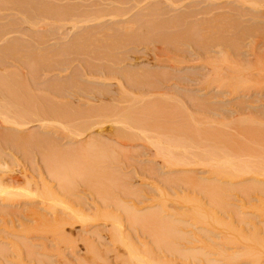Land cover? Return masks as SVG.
I'll list each match as a JSON object with an SVG mask.
<instances>
[{
	"label": "rangeland",
	"instance_id": "1",
	"mask_svg": "<svg viewBox=\"0 0 264 264\" xmlns=\"http://www.w3.org/2000/svg\"><path fill=\"white\" fill-rule=\"evenodd\" d=\"M235 1L237 0H139V2L138 0L137 1L135 0L134 3V0H117L114 1L116 3L114 2L112 3V5L114 4L112 8H117L118 12L116 14H109L110 15L109 16L108 12L110 13L109 9L111 8L112 5L111 6L106 5L108 1L105 0H85V1L63 0V2L61 1L62 3L60 1L57 2V0H53L54 4H58V5L63 4L64 6L69 4L66 7L70 6L68 7L70 9H74L75 6L78 5L77 7L79 8L76 7L75 9L86 13L85 16L81 17V21L83 20L89 21L90 19L91 20L90 23L87 22V24L85 23V24L77 25L78 27L73 30L71 29L72 24L70 25L71 22L70 23L68 22L67 24L66 21L60 23V24H64L65 26L59 25L60 27L62 26L60 29L58 26H56L55 29H53L54 27H52L51 31L49 30L48 26L45 27V29L44 27H40V26L39 27L35 26L33 28H30L29 26H26L24 24L21 25L19 24V28L18 26H16L18 29H20L19 31L16 28L19 31V33L18 32L16 33L17 34L16 37H18V40L20 37L22 41L26 38L27 40L26 43L29 40L28 48L25 49L24 52L27 55L29 54L28 56L32 55L31 58L40 55L43 58L45 57L47 58L49 56V60L50 61L53 60L51 62L54 64V67L57 70L53 69L51 70V72L49 71L46 72L45 70H42L39 66H37L36 63L25 62V63H20L19 66L15 65L16 67L14 66V64H12L11 66L9 65L10 66L9 68H7L8 66L1 67L0 69V71L2 70V72L0 73L1 77L5 76L7 78L10 77L11 73L13 75L15 74V76L18 77L17 79L16 77H14L13 79L12 74L11 77L12 80L15 81V84L14 83L13 84L16 85V88L14 87V85H12L13 81L11 80V78H10L11 82H9L11 85L9 83L7 84L9 86H12V88L15 89L16 93H18L19 95L20 93L24 94L29 86L31 88H29V90L26 91V94L28 93L30 95V93L34 91L33 93H31L34 95H30V96L33 97V99L35 97L37 98L36 100L34 99L36 106L40 107L46 104L44 107L52 106V108L58 107V109L60 108V110L65 109V112L67 111L66 114L68 113L67 115L69 116V118L66 117V119L62 121L56 120L55 124L53 123L54 127H50V126L46 127V129L49 128L46 131H48V134L51 136L50 138H52V140L54 138L53 140L54 143L50 142L51 144H54L53 147H50V143H45V146L44 145L42 146V144H40V146L36 145L39 148L37 149L35 144H28L31 146V147L29 146L28 149H27L28 146L26 145L27 146V147L25 146L26 148L25 147L23 149L18 148V151L17 148H13L12 149L13 151L10 150L9 152V150L6 149L5 146H3V144L0 142V177H2V179L5 180V182H9L8 180L11 177L12 178L15 177L16 179H18L15 183L18 182L17 183L18 187L23 188V186L26 185V181H27L26 179L38 180L39 172H44V170H46L45 162H48L49 165V161H47V159L49 160L48 157L51 156L50 158H51L52 166H54V168L56 167L59 173L58 175L60 174L64 175L66 171L68 175L67 177L68 178L69 176L71 177L68 180L72 182L71 187L74 186L72 188L73 191L71 190L72 194L70 193L69 195L72 199L69 196H68L69 198H66L65 196L61 197V199L63 198L64 201L67 200V202L68 201L71 202L73 207H75L74 209L77 210L81 208L84 209L86 208L85 211L84 209L81 210L83 211L84 214L86 213L87 215L91 216L93 214L92 213L93 210L92 211L90 210L92 209L90 205H92L93 200L97 201L96 191L100 193L103 190V188H104L103 191L106 192L105 196L107 197L111 196L116 198L118 197V199L124 200L126 203H128V205H130L131 203L130 200H132L130 196L131 197L133 196V198L136 197L137 200H143L144 197H148V198L157 197V201L153 202L151 205L139 206V208L143 210H142V214H140L141 213L140 212L138 215H144V214L149 215L155 212L156 210H159L158 207L162 209L163 208L162 206L164 205L165 209L163 210H166V214L172 215L171 217L172 220H177V221L182 220V222H185L186 225L185 224L181 225L184 227V229L183 227L176 225L177 228H180L184 232V237H183L184 240L180 239V241L178 240L176 242L178 249L182 252L181 256L184 255L188 256L196 252L199 248H201L200 247L201 245H199L195 241L199 239L198 237L200 235L204 237L201 239L205 240L204 242L208 246H212L213 248H215V250L221 249V245H220L221 240L219 238V233L217 229L216 228L212 229V227L207 226L208 228H210L208 229L205 226L204 229H206V231L208 230L211 233L210 234L207 231L208 232L206 234L207 236H205V234L203 235V233H205L206 231L198 232V230H196L195 227L198 228L199 225H195V221H191L190 216H188V214L190 215L191 213V209H190L191 205L192 207H194L193 206L194 202H192L193 204H189V202L191 203V201L199 202L203 209L205 208L210 211L215 210V208L210 205L211 200L209 199L210 197L208 198L210 194L207 193L210 192V190H208V187H210L211 184L215 182L214 181L211 182L212 177L210 175H209L210 177H208L207 171L209 169H207L206 166H208L209 168L210 164L208 165V162H203V160L206 159L205 158L206 156L210 160V155H214L215 159L218 157L221 158V159L218 158L217 160H223V159L231 160L233 157L237 155L238 159L240 158L239 162L246 161L244 159H247V161H249L248 159H251L252 161L251 157L254 156L255 158L257 157V154L258 156L261 155L259 154L260 152L258 153V151H261V153H263L264 156V151L260 150L262 149L260 147H264V83L262 85L263 81L262 82L258 81L260 82L258 84L253 82L254 79L260 80L258 73H256V71L254 72V69L256 68V66L260 61H264V34L261 33V32L264 33L263 31L264 6H261V8L254 10L250 5L249 6L242 5L238 1L237 2ZM106 9H108L109 11ZM15 17H16V12L14 10L12 11V9L2 11L0 13V24H6V22L7 23L10 22V20L13 21V18L14 20H16ZM47 28L49 31L47 30ZM257 34H259L260 36L263 35L262 36L263 38L262 37L257 38V36H259ZM15 35H13L12 37H14ZM124 36H126V38ZM129 36H131V38H135V40L133 41L131 40L132 42L130 41L131 43L128 41L130 38ZM34 37H36L39 40H37ZM190 37L192 39H190ZM29 38L33 39V42L30 41ZM124 38L125 40L128 38L127 39L128 43L124 41ZM86 39L88 41H86ZM206 39L208 40V42ZM122 41H124L123 44L121 43ZM198 42H201V44ZM22 43H25V40ZM34 43H36L39 48H37L36 44ZM1 44L2 43H0V45ZM29 45L32 46L29 47ZM42 45L44 46L42 47ZM202 45L205 46L202 47ZM29 48H31L32 51L33 49L36 50L35 51L36 53L33 52L31 54L32 51L29 50ZM75 48L77 51L69 53L70 55L68 56L66 54L65 56H63L65 51ZM231 48H233V50ZM52 52L53 53L56 52V54L60 52L61 57H59V54L56 55L57 57L56 56L52 57L51 56L53 55ZM223 60L227 61V63H229L230 65L228 64V66L224 67L226 62H224ZM7 61L9 62L10 59L9 60L7 59ZM221 61H223L224 63L223 66L221 65L223 64ZM220 62L221 64L219 65L223 69L221 71L222 72L221 74H223L224 76L223 77L221 75L222 78H224L222 83H220L221 82L220 80H217L216 76L212 71L214 68L213 67L214 63L215 65H217L216 63H220ZM15 64L18 65L17 62ZM31 64L32 66H30L31 67L30 68L29 65ZM86 64H88V67L84 66ZM33 67H35L36 70L35 68L33 69ZM90 67L92 68L93 71L94 70L100 71L99 68L101 67H108L111 68L110 70L113 71L107 73L109 75H107L106 73L104 75L101 74L98 75L97 74L98 71H95V73L97 74L96 76L95 73L90 74V72H87L88 68ZM4 68L6 70H4ZM22 68H24V70ZM37 69H39V71H37ZM248 70L249 72L251 71L252 73L250 72L246 74ZM5 71H9V75L8 73L4 74ZM85 71L87 74L85 73ZM237 71L240 72L243 71L241 72L242 74L245 72L243 74L242 79L237 78L239 77L237 76V74H235L237 73ZM43 72L45 75L43 74ZM139 72L141 73V75L139 74ZM123 73H128V74L136 73L137 75H139L138 78H140L141 80L140 82L139 79L138 82L129 81L127 82L126 85V82L122 77ZM257 75L258 78L256 77ZM161 76H163V79ZM1 77L0 79L2 80ZM5 77L2 81L0 80L3 83L0 84L1 85L0 90L2 89V87L6 85V82L4 81L9 80V78L5 79ZM231 77L232 78L234 77L235 80L238 79L237 82L228 81L229 84L225 82V78L227 81V79H231ZM142 79L143 82L145 81L144 83L142 82L143 85L141 83ZM18 81L21 82V83L19 82L20 86L26 83L28 84L27 88L26 85L22 86V88L23 87L26 88L25 90L23 89V92H22V88L18 86L19 84L18 85L16 84V82ZM67 81L68 82L72 81L74 83L76 82L75 84L77 86H73L74 83L71 84L70 88H67L65 90L67 91L65 93L66 95L60 92L62 94V97H60L61 95L59 96L60 93L58 95L56 93L57 96L55 97L53 96L54 94L49 95L48 94L49 92L47 91L48 92L47 93L45 91V88L44 90L40 89L46 87V84L49 85V82L50 84L56 82L68 83ZM153 81L155 82V84L153 83ZM248 81L249 82L251 81L250 83H254V84L251 85ZM133 82L136 84H133ZM132 84L135 86L129 88L130 85L132 86ZM6 87L8 86L6 85ZM74 87L76 89L79 88L78 93L75 92ZM5 90L7 91V88ZM3 91L4 90H1L0 92H2L5 95L6 91L5 92ZM65 91L63 90V92ZM57 92H59V90ZM95 93H97V96ZM3 94L0 93V100H1L0 103H2V101L5 100L2 103V105L8 104L9 105V106L7 105L8 108H10L11 106V109L13 105L14 108L16 103L15 102L14 104L11 103L10 96H7L9 94L6 93L7 97H4ZM26 94L23 96L22 98L23 100L25 99L24 98L25 96L26 97L28 96ZM45 94L48 97L46 96V98H44ZM36 95L42 96L43 100L41 99V97L40 99H38ZM1 97L6 99H1ZM47 101L48 103L50 102L49 103L50 106L47 104ZM53 101L55 102L53 103ZM58 102L60 104H57ZM18 103L20 102H17V106H19ZM28 103L24 102L23 104L25 105ZM54 104L56 107L54 106ZM115 105L124 108L123 111L127 115L126 114L123 115H126L128 117L129 120V121L127 120L128 123L132 124L134 127L138 129L146 130L147 133L149 134V137L158 138L157 136L158 134L159 135L158 139H161L163 143H168L172 147L175 146L174 144L178 145L180 149L174 153L176 154L177 152H181L182 157L184 154V158L188 160L184 161L183 163L186 164V162L189 161L190 164L188 165L189 167H187L188 164L187 163L185 166H183L184 164L182 166L180 165L181 167L178 165L176 166V168H172V169L166 168V165L165 163L162 162L161 158L157 157L154 151L155 149L151 146L150 142L145 141L144 138H138V139L136 138L137 139V140L135 139L136 142H134L135 140L132 141V143L129 142V144H127V146L129 147L127 150L130 151H128L129 153L127 154L125 153V155H123L122 157V153H120L122 152L121 151L122 149H120L119 144H116L117 142L115 143L114 141L115 129L116 127H120L121 125L119 126L112 123H106L101 127L89 128L87 122L89 120L87 119L86 121L85 119L87 118L90 109L94 107L115 106ZM81 115L84 120L81 118ZM30 118L31 117L26 119L27 125H25L24 128H19V131L21 132L20 134L21 135L25 134L23 136L34 135L37 132L38 134L42 133L43 128H41L40 125L38 126V124L40 123L34 122L36 121L34 118L33 121H31ZM70 118L73 120H71ZM52 122L53 121H50L49 124L50 123L52 124ZM53 124L51 126H53ZM80 125H84V126H81L82 128H80L79 127ZM10 127L11 128H8L9 129L8 131L4 129L2 130V128L0 127V133H3L4 131L5 133L7 132L15 133V127L14 126H10ZM61 127L64 128L65 130H67V128H69L70 130L68 129L65 133V130L59 129ZM83 127H85L86 131L81 130L83 129ZM74 128H78L81 131L77 129L75 130ZM57 129H59V131H57ZM76 131H79L80 133L79 132L77 133ZM73 133L74 134L77 133L78 136L74 135ZM170 135L172 136L174 135L175 137L174 136L172 137ZM197 135H199V137ZM64 137L65 138L67 137L68 139H65ZM70 138L72 140H70ZM169 139L172 140L170 141ZM174 139H176L177 141L176 140L174 141ZM56 141L58 142L57 145H56ZM92 141L94 144H96L95 147L99 146L98 147L99 149H97V147H96L97 150L95 149ZM99 141L104 144L105 148L103 146L101 147V143ZM84 143L87 144L91 143V144H88L89 146H87V144ZM221 143L223 144L221 145ZM58 144L60 146H58ZM225 144H227L226 147ZM90 145H92L93 147H91ZM41 146H42V150H45L43 153H41L42 150H40ZM48 147L49 149L51 148V151H53L52 153L49 149H46ZM88 147L90 148L88 149ZM188 147L189 149L187 150L189 152L185 149ZM232 147L234 150L232 149ZM174 148L172 151H175ZM235 148L236 149L239 148L238 151H235L236 150ZM230 149L231 151H229ZM241 149H243L244 151L242 150L243 152H241ZM46 150H47V154L45 153ZM222 150H224L225 154L226 153L227 154L224 155L223 154L224 151ZM202 151L204 152V154ZM233 151H235L236 154H232L235 153ZM245 151L247 152L244 153ZM110 152L111 153L114 152L116 156H114V154L112 153L113 155L112 156L110 155L111 156L110 157L109 156ZM189 153L196 156L193 157ZM228 153L231 155H229ZM43 154L44 156L47 155V157L46 156L44 157ZM197 154L199 155L197 156ZM207 154L210 155L208 156ZM242 154L244 156L245 155L247 156V154L249 155L248 157L246 156L244 157ZM42 156L45 159V162L43 161ZM226 156L228 158L231 156L230 157L231 159H228ZM195 157L199 158L200 161L202 160V162L200 163V161L197 160V158ZM237 157H235V161L237 160L236 159ZM108 158H110V160H108ZM111 158L114 159L112 160ZM184 158L183 160H185ZM208 159L204 161H209ZM125 160L127 161L126 162L127 164L125 163ZM191 162H193L194 164H192ZM236 162H238V160ZM203 163L205 164L207 163V165L202 166ZM57 164H59V166ZM197 165L198 166L201 165V167H197ZM63 175L60 176L62 177ZM64 177L67 178L66 174ZM92 177H95L96 179L95 178L93 179ZM186 177L190 179L187 181ZM92 179L93 181H91ZM194 179L196 180L194 181ZM191 180H193L194 186L196 185L195 187L191 184H188L189 181L191 182ZM208 180L210 182H208ZM206 182L208 185L206 184ZM15 183L14 186H17ZM97 184L99 186L98 188L100 189H97ZM53 185L56 186L55 181L53 182ZM215 185L218 184L215 183L214 186ZM93 186L96 189L93 188ZM189 186L191 188L193 187V189L191 190ZM223 186L225 188V184H222V187ZM89 187L92 188L90 189ZM219 187H221V185ZM195 188L196 190L194 191ZM237 188H234L235 190L231 191L232 189L229 188L230 190H228L226 185L225 188L226 190L224 189V194L226 195V199H228L225 200L226 201L225 203L228 206V207L226 206L228 213L226 212L225 215L222 214L220 215V213L217 212V209L215 210V212H217L220 218L224 216L223 219L226 218L225 220H227V215L229 216L230 213L231 215L233 213L235 215L241 214V217L245 216L243 218L237 216L238 218H240V220L243 219L242 222H244L240 224L238 228L243 227L244 230L249 229L253 225L254 226L257 225L260 228L261 227L264 228V218L260 217L256 212L257 211L256 208L259 207L258 196H256V193L255 194H253V192L250 193L249 199H247L242 205L239 203L241 202L240 201L241 198H240V194L238 193L239 189L236 192ZM160 191H162V194H160L161 196L158 194ZM40 193L42 195L43 192ZM102 193L104 195V192H101V194ZM89 194L91 196H89ZM38 195L39 193L37 194L36 197L31 199L26 197H24L25 199L24 198L19 199L20 203L22 205H24L23 203L29 204L31 200L32 202L34 201V203H39L41 199L40 197H38ZM63 195L65 194H62V196ZM164 198L166 201H164ZM161 200L166 204L163 203L160 205ZM183 200H185V202ZM248 200L250 201L247 202ZM153 204L156 205V208L154 207L155 205L153 206ZM240 205H242V208L245 207L246 209L240 208L241 207ZM149 206H151L152 208H148ZM26 208L28 207L27 206L23 207V209ZM55 208L57 209L58 212H60L62 209L60 205H56ZM65 213L68 214L70 213V211L66 210ZM183 213L184 214L186 213L185 216L180 217V215L181 214L183 215ZM25 216L26 214H24V212H20L15 215H8V216L0 215V246L7 249L6 251L9 250L8 253H10V254L7 253L3 254V252H0V264H84L83 257H85V253H86L85 241L87 240H88L87 242L93 241L94 245L97 244V246H99L101 250L102 247L100 246V244L103 245L108 237L107 230H109L108 228L109 223L104 222L102 220L93 221L88 219L85 220L83 218L82 219L80 218L78 220L77 217H75L74 219L68 221L69 224L63 226L62 231H56L55 228H50V229L48 228L47 230V228L44 229L42 226H41L42 228L41 227L35 228L36 226L33 224L34 222L32 217L31 216L25 217ZM47 216L51 217L49 215ZM122 216H124V214ZM2 221L5 222V225ZM12 224L14 226L13 230L15 232L16 237L12 238L11 241L14 243H18L19 241H22L23 244L25 243V245L28 246V248L33 253L32 258H27L28 255H26L25 251L24 252L20 251L21 256H18L16 252L14 254V250L11 245L4 244V243H8L10 239L6 240L2 236L3 235L2 231L5 229L7 231L10 230ZM125 224L127 226V223ZM179 224L182 223L179 222ZM244 224H246V228ZM188 225L189 227H187ZM132 228L135 229L134 227ZM58 233H61V236L60 234L57 235ZM92 233L96 236H94ZM134 233L131 232V235L133 237V240L136 242L138 236L136 237L137 234ZM262 235L264 237L263 231L260 236ZM195 236L198 237L194 238ZM192 240L195 241V245L194 242H192ZM190 241L193 244H191ZM149 244L151 245V243ZM151 247L154 248L153 246ZM224 248L228 249L232 247L227 246ZM112 249L113 247H108V250L111 251L107 255L108 259H110V263L114 261L113 258L115 257V254H113L114 250ZM202 249L204 248H201V250ZM207 250L205 249L201 253H204L206 255L209 261L208 263L207 262L205 263L200 256H196L197 258L195 260H193L192 258L188 260L187 259L183 260L178 258V260L176 259V264H189V263L190 264H203V263L226 264L219 257L215 255L216 254L215 252L217 250L216 251L212 249H211L212 251L210 249H209L210 251ZM11 253L14 255H12ZM226 253H233V250L230 249L226 250ZM193 255H195V253ZM243 259L240 261L237 260V262L235 263L227 262V264H249V262L245 261L246 260L245 258ZM116 264H121V262L116 261Z\"/></svg>",
	"mask_w": 264,
	"mask_h": 264
},
{
	"label": "bare ground",
	"instance_id": "2",
	"mask_svg": "<svg viewBox=\"0 0 264 264\" xmlns=\"http://www.w3.org/2000/svg\"><path fill=\"white\" fill-rule=\"evenodd\" d=\"M63 2V0H57V2ZM67 1V0H66ZM69 1V0H68ZM85 1V0H84ZM105 1H108V3L106 5L108 6H111L112 3L114 1H117V0H105ZM137 1V0H136ZM240 4L242 5H250L252 7V9H258V8H261V6H264V0H237ZM235 1V2H237ZM61 2V3H62ZM83 2V1H82ZM131 2V1H130ZM139 2V0H138ZM145 2V1H144ZM69 3V2H68ZM72 3V2H71ZM84 3V2H83ZM116 3V2H114ZM134 3H135V0H134ZM60 4V3H59ZM95 4V3H94ZM93 4V5H94ZM104 4V3H103ZM69 5V4H67ZM66 5V6H67ZM71 5V4H70ZM85 5V4H84ZM114 5V4H113ZM113 5L111 6V8L109 9L110 10V13L108 12V15L109 14H116L118 12L117 8H112ZM10 6V7H9ZM64 6L63 4L61 5H58V4H54L53 3V0H0V13L2 11H6V10H11L12 11L14 10L16 12V17L14 20L13 18V21L10 20V22H6V24H0V43H2L0 45V69L1 67H4V66H8L7 68H9L12 64H14V66H19L20 63H25V62H33V63H36L37 66H39L42 70H45L46 72L49 71L51 72V70L53 69H56L54 67V64L51 62L53 60H49V56L46 58H43L40 56H34L31 58V54L33 52H35L36 50L33 49L32 51V47L29 48V50H31V56H28L24 51L25 49L28 48V42L26 43V38L24 39L25 40V43H22L24 42V40L22 41L21 37L19 38L18 40V37L17 36V32L19 33L20 29L19 28V24H24L26 26H29L30 28H33L35 26L37 27H49V30L51 31L52 27H54L53 29H55L56 26L59 27V29L64 25V24H60L62 22H66L68 24V22L70 23V25L72 26L71 29H75L77 28L78 26L77 25H80V24H87V22L90 23V19L89 21L87 20H83L85 18H83L81 21V17L82 16H85L86 13L83 12V11H78L77 9H75L77 6H75L74 9H70L68 7ZM73 6V5H72ZM96 6V5H95ZM94 6V7H95ZM105 7V6H104ZM116 7V6H115ZM119 7V6H118ZM79 8V7H77ZM87 8V7H86ZM93 8V7H92ZM121 8V7H120ZM137 8V6H136ZM83 9V8H81ZM119 9V8H118ZM229 9V8H228ZM264 9V8H263ZM90 10V9H89ZM101 10V9H100ZM104 10V9H103ZM108 10V9H106ZM108 10V11H109ZM127 10V9H126ZM94 11V10H93ZM102 11V10H101ZM96 12V11H95ZM104 12V11H103ZM129 12V10H128ZM210 12V11H209ZM242 12V11H241ZM122 13V12H120ZM119 13V14H120ZM97 14V13H96ZM239 14V13H238ZM15 15V14H14ZM94 15V14H93ZM105 15V14H104ZM118 15V14H117ZM88 16V15H87ZM110 16V15H109ZM198 16V15H197ZM212 16V15H211ZM6 17V16H5ZM10 17V16H9ZM80 17V18H79ZM123 17V16H122ZM125 17V16H124ZM214 17V16H213ZM246 17V16H245ZM80 20H78V19ZM105 18V17H104ZM107 18V17H106ZM111 19V18H110ZM213 19V18H212ZM69 20V21H68ZM238 20V19H237ZM16 21V22H15ZM96 21V20H95ZM232 21V20H231ZM3 22V21H2ZM214 22V21H213ZM10 23V24H9ZM135 23V22H134ZM229 23V22H228ZM235 23V22H234ZM113 24V23H112ZM59 25H62L61 27ZM18 26V28L16 27ZM23 26V25H22ZM65 26V25H64ZM67 26V25H66ZM70 26V27H71ZM131 26V25H130ZM259 26V25H258ZM25 27V26H24ZM57 27V28H58ZM124 27V26H123ZM202 27V26H201ZM19 30H17V29ZM56 28V29H57ZM122 28V27H121ZM132 28V27H131ZM165 28V27H164ZM199 28V27H198ZM24 29V28H23ZM58 29V30H59ZM113 29V28H112ZM134 29V28H133ZM260 29V28H259ZM258 29V30H259ZM264 29V28H263ZM31 30V29H30ZM48 30V28H47ZM48 30V31H49ZM62 30V29H61ZM207 30V29H206ZM108 31V30H107ZM117 31V30H115ZM123 31V30H122ZM264 31V30H263ZM56 32V31H55ZM84 32V31H83ZM218 32V31H217ZM47 33V32H46ZM57 33V32H56ZM59 33V32H58ZM186 33V32H185ZM262 34H264L263 32H261ZM16 34V35H15ZM54 34V33H53ZM124 34V33H123ZM126 34V33H125ZM246 34V33H245ZM13 35H15L14 37H12ZM207 35V34H206ZM218 35V33H217ZM239 35V34H238ZM247 35V34H246ZM259 35V34H257ZM33 36V35H32ZM48 36V35H47ZM54 36V35H53ZM52 36V37H53ZM87 36V35H86ZM133 36V35H132ZM214 36V35H213ZM253 36V35H252ZM263 36V35H262ZM262 36H257V38H261ZM41 37V36H40ZM39 37V38H40ZM46 37V36H45ZM126 38V36H124ZM129 42L132 40H135V38H131V36H129ZM194 37V36H192ZM201 37V36H200ZM206 37V36H204ZM217 37V36H216ZM23 38V37H22ZM36 38V37H34ZM51 38V37H50ZM124 38V41L126 43H128L127 39L125 40ZM144 38V37H143ZM184 38V37H183ZM187 38V37H186ZM198 38V37H197ZM263 38V37H262ZM28 39V38H27ZM30 39V38H29ZM37 39V38H36ZM41 39V38H40ZM88 39V38H87ZM86 39V41H88ZM168 39V38H167ZM189 39V38H188ZM190 39H192L190 37ZM194 39V38H193ZM208 39V38H207ZM206 39V40H207ZM35 40V39H34ZM39 40V39H37ZM54 40V39H53ZM91 40V38H90ZM160 40V39H159ZM197 40V39H196ZM22 41V42H21ZM30 41L33 42V39H30ZM36 41V40H35ZM96 41V40H95ZM124 41H122L121 43L123 44ZM131 41V42H132ZM215 41V40H214ZM228 41V40H227ZM106 42V41H105ZM130 42V43H131ZM139 42V41H138ZM193 42V41H192ZM208 42V40H207ZM210 42V41H209ZM258 42V41H257ZM43 43V42H42ZM73 43V42H72ZM84 43V42H83ZM196 43V42H195ZM201 44V42H198ZM203 43V41H202ZM31 44V43H30ZM36 44V43H34ZM71 44V42H70ZM80 44V43H78ZM93 44H94V41H93ZM205 44V43H204ZM208 44V43H206ZM211 44V43H210ZM40 45V44H39ZM46 45V44H45ZM104 45V44H103ZM108 45V44H107ZM129 45V44H128ZM193 45V44H192ZM254 45V44H253ZM32 46V45H29V47ZM37 46V44H36ZM44 45H42L43 47ZM73 46V45H72ZM125 46V45H124ZM200 46V45H199ZM205 46V45H204ZM202 45V47H204ZM82 47V46H81ZM196 47V46H195ZM229 47V46H228ZM234 47V46H233ZM37 48H39L37 46ZM72 48V47H71ZM74 48V47H73ZM198 48V47H197ZM47 49V48H45ZM58 49V48H57ZM60 49V48H59ZM90 49V48H89ZM104 49V48H103ZM233 50V48H231ZM102 50V49H101ZM231 50V51H232ZM65 51V50H64ZM62 51V52H64ZM74 51H77L76 48L75 49H69L67 51H65L64 55L65 54L68 56L70 55L69 53L71 52H74ZM80 51V50H79ZM28 52V50H27ZM58 52V51H57ZM227 52V51H226ZM30 53V52H29ZM36 53V52H35ZM34 53V54H35ZM53 53V52H52ZM55 53V54H54ZM53 55H51L52 57L56 56L59 54V57L60 56V52L56 54V52H54ZM100 53V52H99ZM225 53V52H224ZM51 54V53H50ZM91 54V53H90ZM166 54V53H165ZM105 55V54H104ZM66 56V57H67ZM76 56V55H75ZM102 56V55H101ZM114 56V55H112ZM36 57V58H35ZM57 57V56H56ZM100 57V56H99ZM76 58V57H75ZM110 58V57H109ZM116 58V57H115ZM7 59L10 61L8 62ZM69 59V58H68ZM226 59V58H224ZM58 60V59H57ZM116 60V59H115ZM68 61V60H67ZM72 61V60H71ZM103 61V60H102ZM107 61V60H106ZM105 61V62H106ZM224 61V60H223ZM223 61H221L223 63ZM18 63L15 64V63ZM220 63H216L217 65L221 64ZM226 62L225 63V66H228L229 63H227V61H224ZM58 63V62H56ZM85 64V63H84ZM109 64V63H108ZM227 64V65H226ZM10 65V66H9ZM22 65V64H21ZM104 65V64H103ZM215 65L214 63V68H213V73L214 75L216 76L217 80H220L222 83L224 78H222L223 74H221L222 72V67L219 65L217 66ZM222 66L224 65L221 64ZM230 65V64H229ZM232 65V64H231ZM235 65V64H234ZM15 66V67H16ZM32 66L29 65V67ZM85 67H88V64L84 65ZM90 66V65H89ZM5 67V68H6ZM21 67V66H20ZM84 67V68H85ZM232 67V66H231ZM239 67V66H238ZM4 68V70H6ZM31 68V67H30ZM35 67H33L34 69ZM93 68V66H92ZM92 68H88V71L87 72H90L91 73H95V71H98V70H92ZM229 68V67H228ZM3 69V68H2ZM24 70V68H22ZM100 71L97 72V74H101V75H104L105 73H110V71H113V70H110L111 68H108V67H101L99 68ZM233 69V68H232ZM236 69V68H235ZM251 69V68H250ZM256 69V70H255ZM254 69V72L256 71V73H258L259 75V79L260 80H253L254 83L258 84L260 82H262V85L264 83V61H260L258 63V65L256 66V68ZM14 70V69H13ZM36 70V68H35ZM34 70V71H35ZM57 70V69H56ZM55 70V71H56ZM115 70V69H114ZM241 70V69H240ZM244 70V69H242ZM18 71V69H17ZM28 71V70H27ZM31 71V70H30ZM37 71H39V69H37ZM84 71V70H83ZM247 71V70H246ZM2 72V70L0 71V73ZM29 72V71H28ZM77 72V71H76ZM236 72V71H235ZM243 72V71H241ZM240 71H237V77L238 79H242L243 78V74L245 73H241ZM251 72V71H250ZM249 70L247 73H250ZM253 72V73H254ZM9 75V71H5L4 74H7ZM32 73H35V72H32ZM75 73V72H74ZM86 73V71H85ZM113 73V72H112ZM252 73V72H251ZM12 74V73H11ZM10 74V77H7L9 78L8 81H4L6 82V85L8 87H6V85L4 87H2L1 90H4L3 92H5L6 88H7V91L5 92V95L0 92L1 94L4 95V97H7V96H10V100H11V103L14 104V102L16 103V105L14 106L13 108V105H12V109H11V106L10 108H8L7 105H2V103L5 101H2V103H0V127L2 128V130H9L8 128H11L10 126H14L15 127V133H5V131L3 133H0V142L3 144V146H5L6 149L13 151L12 149L13 148H17V151H18V148H24L26 145L27 149L29 148L30 145L28 144H35L36 145H39L42 144V146L44 145L45 146V143H54V138L52 140V138H50L51 136L48 134V130L49 128L46 129V127L50 126V127H54V124H55V121H62L64 119H66V117L69 118V116L66 114L65 112V109L64 110H60V108L58 109V107L56 108H52L51 107H44L45 105H42L40 107L36 106L35 105V102H34V99L36 100L37 98L35 97L33 99V97H31L30 95H34V94H31L33 92H29L30 95L27 93L26 94V91L29 90V87L27 88V83L26 84H23L24 86L26 85V88L19 84L20 81L16 82V84L18 86H20L22 88V92H23V89L25 91V93L21 94L22 96H20L18 93L15 92V89L12 88V86H9L7 83L11 82L12 80V75ZM44 74V72H43ZM56 74V73H55ZM61 74V73H60ZM59 74V75H60ZM70 74V73H69ZM87 74V73H86ZM96 74V73H95ZM96 74V76H97ZM139 74L141 75V73L139 72ZM20 75V74H19ZM35 75V74H34ZM45 75V74H44ZM48 75V74H47ZM75 75V74H73ZM84 75V74H83ZM109 75V74H107ZM122 75V73H121ZM222 75V76H221ZM258 75L256 76L258 78ZM139 75H137L136 73H123V79L124 81L126 82V85H127V82L129 81H135V82H138V79H139V82H140V78H138ZM232 76V75H231ZM251 76V75H249ZM1 77V75H0ZM5 77V76H4ZM4 77L2 76V80L4 79ZM14 77H16V79L18 78L17 76H15V74L13 75V79ZM38 77V76H37ZM45 77V76H44ZM59 77V76H58ZM162 79H163V76H161ZM160 77V78H161ZM165 77V76H164ZM224 77V76H223ZM235 77V76H234ZM234 77L231 79H227L226 81V78H225V82H227L229 84V82H233V81H236L238 79H234ZM247 77V76H246ZM5 77V79H7ZM11 78V80H10ZM22 78V77H21ZM34 78V77H33ZM39 78V77H38ZM42 78V76H41ZM73 78V77H72ZM71 78V79H72ZM90 78V77H89ZM66 79V78H65ZM68 79V78H67ZM70 79V80H71ZM103 79V78H102ZM101 79V80H102ZM248 79V78H247ZM1 80V79H0ZM1 80V81H2ZM20 80V79H19ZM69 80V79H68ZM75 80V79H74ZM73 80V81H74ZM0 81V84H3L2 82ZM12 85L15 84V81L12 80ZM77 81V80H76ZM120 81V80H119ZM229 81V82H228ZM260 81V82H258ZM24 82V80H23ZM22 82V83H23ZM26 82V81H25ZM40 82V81H39ZM68 82V81H67ZM78 82V81H77ZM143 82V79L141 81V83ZM145 82V81H144ZM143 82V83H144ZM152 82V81H151ZM150 82V83H151ZM249 82V81H248ZM251 82V81H250ZM249 82V83H250ZM14 83V84H13ZM21 83V82H20ZM74 82H68V83H51L49 82V85L46 84V87H43V88H40V89H43L45 88V91L51 95V94H54L53 96H57L60 92L61 93H66L67 91H65L67 88H70L71 84H73ZM76 83V82H75ZM74 83L73 86H77L76 84ZM117 83V82H116ZM124 83V82H123ZM142 83V85H143ZM148 83V82H147ZM153 83L155 84V82L153 81ZM248 83V84H249ZM254 83H250L251 85L254 84ZM10 84V83H9ZM30 84V83H29ZM79 84V83H77ZM133 84H136L133 82ZM132 86L130 85L129 88L135 86L133 85ZM140 84V83H139ZM244 84V83H243ZM242 84V85H243ZM255 84V85H256ZM11 85V84H10ZM31 85V84H30ZM42 85V83H41ZM231 85V83H230ZM1 86V85H0ZM38 86V85H37ZM48 86V87H47ZM79 86V85H78ZM118 86H119V83H118ZM121 86V85H120ZM244 86V85H243ZM6 87V88H5ZM14 87L16 88V85H14ZM34 87V86H33ZM32 87V88H33ZM81 87V86H80ZM233 87V86H232ZM246 87V86H245ZM121 88V87H120ZM252 88V87H251ZM38 89V88H37ZM75 89V92L78 93V89ZM119 89V88H118ZM247 89V88H246ZM0 90V91H1ZM35 90V89H34ZM39 90V89H38ZM37 90V91H38ZM59 90V92H57ZM63 90L65 92H63ZM69 90V89H68ZM84 90V89H83ZM70 91V90H69ZM88 91V90H87ZM120 91V90H119ZM122 91V90H121ZM126 91V90H125ZM39 92V91H38ZM45 92V93H46ZM84 92V91H83ZM94 92V90H93ZM101 92V91H100ZM6 93H8L9 95L6 96ZM46 93V94H47ZM57 93V95H56ZM59 94L60 97H62V94ZM88 93V92H87ZM28 95L27 97L25 96L24 101L22 98L24 95ZM42 94V93H41ZM45 94V97L46 98V95ZM96 96H97V93H95ZM93 94V95H95ZM2 95V97H3ZM66 95V94H65ZM37 96V95H36ZM95 96V98H96ZM1 99H6V98H2ZM38 99H41L43 100L42 96H37ZM48 97V96H47ZM54 97V98H55ZM59 97V98H60ZM64 97V96H63ZM82 98V97H81ZM84 98V97H83ZM48 99V98H47ZM52 99V98H51ZM50 99V100H51ZM62 99V98H61ZM15 100V101H14ZM49 100V101H50ZM54 100V99H53ZM60 100V99H59ZM1 101V100H0ZM13 101V102H12ZM39 101V100H38ZM52 101V100H51ZM83 101V100H82ZM106 101V100H105ZM123 101V99H122ZM9 102V101H7ZM6 102V103H7ZM17 102H20L18 103L19 106H17ZM28 103V104H23V103ZM55 101H53L54 103ZM114 102V101H112ZM135 102V101H134ZM5 103V104H6ZM10 103V104H11ZM37 103V102H36ZM50 103V102H49ZM48 101H47V104L49 105ZM122 103V102H121ZM136 103V102H135ZM57 104H60L59 102ZM39 105V104H38ZM52 105V104H51ZM23 106V107H22ZM50 106V105H49ZM134 106V105H133ZM128 107V106H127ZM92 108V107H91ZM63 109V107H62ZM129 109V108H128ZM124 108L121 107V106H118V105H115V106H97V107H94L92 109H90V112L88 113V116L86 119L89 120L87 121L88 122V126L89 128H94V127H101L102 125L106 124V123H112V124H116V125H121L120 127H116L115 129V140L113 138V140L115 141L116 144H119V147L120 149H122L120 153H122V157L123 155H125V153H129L128 151L130 150H127L129 147L127 146V144H129V142L132 143V141H134L136 138H144L145 141H149L151 146L155 149V153L157 155V157L161 158L162 162L165 163L166 165V168L168 169H172V168H176V166H182L184 163V161L188 160V159H185L184 158V154H183V157H182V153L181 152H177L176 154L174 152H176L177 150L180 149V147L176 144H174L175 146H170L168 143H163V141H161V139H158L159 138V135L157 134L158 138H153V137H149V134L147 133L146 130H142V129H138L136 127H134L132 124L128 123L127 120H128V117L126 116L127 114L123 111ZM126 111V109H125ZM81 113V112H80ZM86 114V113H85ZM123 114H126V115H123ZM133 114V112H132ZM72 115V114H71ZM70 115V116H71ZM79 116V115H78ZM84 116V115H83ZM31 117V121H33V118L36 120L34 122H38L40 124H38V126L40 125L42 129V133H39L38 132L34 135H27V136H23L21 135L20 131H19V128H24L25 125H27V122H26V119ZM73 117V116H72ZM76 117V116H75ZM86 117V116H85ZM80 118V117H79ZM81 118H82V115H81ZM71 119V118H70ZM83 119V118H82ZM81 119V120H82ZM73 120V119H71ZM76 120V119H75ZM84 120V119H83ZM50 121H53L52 124L53 126H51L52 124L49 122ZM70 121V120H69ZM77 121V120H76ZM129 121V120H128ZM137 121V120H135ZM248 121V120H247ZM30 122V121H29ZM28 122V123H29ZM73 122V121H72ZM83 122V121H82ZM85 122V123H87ZM261 122V121H260ZM57 123V122H56ZM60 123V122H59ZM84 123V122H83ZM258 123V122H257ZM63 125V124H62ZM139 125V123H138ZM137 125V127H138ZM260 125V124H259ZM61 126V125H60ZM81 126H84V125H80L79 127L82 128ZM87 126V127H88ZM58 127V126H57ZM86 127V126H85ZM85 127H83V129H81L82 131L85 130ZM115 127V126H114ZM113 127V128H114ZM261 127V126H260ZM6 128V129H5ZM40 128V129H41ZM39 129V128H38ZM52 129V128H50ZM59 129H63L65 130L64 128H59ZM59 129H57V131H59ZM69 128H67L68 130ZM75 130H79L78 128H74ZM99 129V128H98ZM152 129V128H151ZM157 129V128H155ZM260 129V128H259ZM11 130V129H10ZM44 130V131H43ZM54 130V129H53ZM62 130V132H63ZM65 130V133L66 131ZM70 130V129H69ZM79 130V131H81ZM13 131V130H12ZM11 131V132H12ZM39 131V130H38ZM79 131H76L77 133ZM84 131V132H85ZM138 131V132H137ZM263 131V130H262ZM51 132V131H50ZM61 132V133H62ZM74 132V131H73ZM158 132V131H157ZM57 133V132H56ZM75 133V132H74ZM73 133V134H74ZM74 134V135H77ZM80 133V132H79ZM83 133V132H81ZM253 133V132H252ZM31 134V132H30ZM52 134V133H51ZM72 134V132H71ZM113 134V133H112ZM155 134V133H154ZM161 134V133H160ZM167 134V133H166ZM57 135V134H55ZM59 135V134H58ZM63 135V134H62ZM78 136V135H77ZM114 136V135H113ZM112 136V137H113ZM161 136V135H160ZM172 136V135H170ZM174 136V135H173ZM172 136V137H173ZM199 137V135H197ZM206 136V135H205ZM252 136V135H251ZM53 137V136H52ZM97 137V136H96ZM100 137V136H99ZM111 137V136H110ZM156 137V136H154ZM175 137V136H174ZM61 138V137H60ZM65 138V137H64ZM68 138H69V135H68ZM67 137L65 139H68ZM75 138V137H74ZM168 138V137H167ZM136 139V140H137ZM178 139V138H177ZM202 139V138H201ZM211 139V138H210ZM209 139V140H210ZM64 140V139H63ZM70 140H72L70 138ZM75 140V139H74ZM78 140V139H77ZM136 140L134 142H136ZM170 140V139H169ZM172 140V139H171ZM170 140V141H171ZM176 139H174L175 141ZM187 140V139H186ZM200 140V139H199ZM218 140V139H217ZM236 140V139H235ZM245 140V139H244ZM58 141V140H57ZM56 141V145H57V142ZM113 141V142H114ZM177 141V140H176ZM201 141V140H200ZM219 141V140H218ZM221 141V140H220ZM88 142V141H87ZM91 142V141H90ZM97 142V141H96ZM95 142V143H96ZM100 142V141H99ZM166 142V141H165ZM202 142V141H201ZM209 142V141H208ZM211 142V141H210ZM50 143V147H53L54 144H51ZM70 143V141H69ZM93 143V141H92ZM98 143V142H97ZM101 143V142H100ZM170 143V142H169ZM173 143V142H172ZM238 143V142H237ZM73 144V143H72ZM76 144V143H75ZM84 144H87V143H84ZM88 144H91V143H88ZM87 144V146H89ZM94 144V143H93ZM103 143H101V147L104 146V144L102 145ZM189 144V143H188ZM213 144V143H212ZM223 143H221L222 145ZM24 145V146H23ZM52 145V146H51ZM70 145V144H69ZM96 144H94V147H95ZM181 145V144H180ZM206 145V144H205ZM204 145V147H205ZM227 144H225V147H226ZM261 145V144H260ZM42 146L40 147V150H42ZM58 146H60L58 144ZM82 146V145H81ZM86 146V145H85ZM91 147H93L92 145H90ZM130 146V145H129ZM187 146V145H186ZM201 146V144H200ZM203 146V145H202ZM210 146V145H209ZM224 146V145H223ZM25 147V148H26ZM31 147V146H30ZM34 147V146H33ZM37 147V146H36ZM80 147V146H79ZM97 147V146H96ZM95 147V149H96ZM99 147V146H98ZM97 147V149H99ZM172 147V148H171ZM175 147V148H174ZM221 147V146H220ZM219 147V148H220ZM90 147H88L89 149ZM174 148L175 151H172ZM215 148V147H214ZM230 148V146H229ZM257 148V147H256ZM262 148V149H260ZM258 149L260 150H263L264 151V147H260ZM37 149H39L37 147ZM46 149H49L46 148ZM53 149V148H52ZM55 149V147H54ZM96 149V150H97ZM114 149V148H113ZM186 150L189 149L188 148H185ZM198 149V147H197ZM196 149V150H197ZM202 149V147H201ZM222 149V148H221ZM226 149V148H225ZM228 149V148H227ZM233 149V147H232ZM236 149V148H235ZM239 148H237L235 151H238ZM51 151V148L49 149ZM48 150V152H49ZM77 150V149H76ZM79 150V149H78ZM133 150H136V149H133ZM132 150V151H133ZM234 150V149H233ZM243 149H241V152ZM257 150V149H256ZM23 151V150H22ZM39 151V150H38ZM45 150H42L41 153H43ZM99 151V150H98ZM97 151V152H98ZM102 151V150H101ZM188 151V150H187ZM186 151V152H187ZM199 151V150H198ZM205 151V150H204ZM224 151V150H222ZM228 151V150H227ZM231 151V149L229 150ZM233 151V152H235ZM240 151V150H239ZM249 151V150H247ZM247 151H245L244 153H246ZM253 151V150H251ZM53 151H51L52 153ZM89 152V151H88ZM104 152V151H103ZM137 152V151H136ZM189 152V151H188ZM187 152V153H188ZM203 152V151H202ZM206 152V151H205ZM208 152V151H207ZM214 152V151H213ZM218 152V151H217ZM240 152V153H241ZM257 152V151H255ZM254 152V153H255ZM260 152V153H259ZM40 153V152H39ZM47 154V150L45 152ZM44 153V154H45ZM114 154V152H112ZM111 152L109 154V156L113 155ZM209 153V152H208ZM232 153V152H231ZM259 155L257 154V157L252 158V161L251 159H248L249 161H247V159H244L246 161H240L239 162V159L237 157V155L235 157H237L236 159L238 160V162L235 161V157H233L232 159L229 157H227L228 159H231V160H217L218 158L221 159L220 157L216 158L215 159V156L214 155H210V160L207 158V156L205 157L206 159L204 160H209V161H204L203 162H208V165L210 164L209 168L208 166L207 169H209L207 171L208 173V177H212L211 179V182L214 181L216 184L218 185H215V183H212L211 186L209 184L210 187H208V190H210V192H207L208 194H210L208 196V198L211 200V206L215 208V210L217 209V212L220 213V215H225V213L227 212V204L225 203L226 201L225 200H228L226 199V195L224 194V189L226 188V185H227V189L230 190L232 189L231 191L235 190L234 188H238L236 189V192L238 190V193L240 194V198H241V202H239L240 204H244V202L249 199V194L253 192V194L256 193V196H258V201H259V207L256 208V212L258 213V215L262 218H264V156H263V153H261V151H258ZM43 154V156H44ZM190 155H192L191 153H189ZM196 154V153H194ZM204 154V152H203ZM206 154V153H205ZM214 154V153H213ZM224 155L225 154V151L223 153ZM229 154V153H228ZM232 154H236L235 153H232ZM239 154V153H238ZM253 154V153H252ZM102 155V154H101ZM188 155V154H186ZM189 155V156H190ZM199 154H197L198 156ZM208 155V154H207ZM208 155V156H209ZM223 155V156H224ZM231 155V154H229ZM240 155V154H239ZM243 155V154H242ZM249 154H247L246 157H248ZM42 156V159L43 161L45 162V159L43 158ZM47 157V155H45ZM44 156V157H45ZM49 156V154H48ZM110 156V157H111ZM114 156H116V154H114ZM119 156V155H118ZM121 156V154H120ZM193 157L196 156V155H192ZM241 156V155H240ZM239 156V157H240ZM244 156V155H243ZM244 156V157H245ZM256 156V155H255ZM51 156H49V160L47 159V161H49V165H48V162H45L46 165V170H44V172H39V176H38V180L34 179H26V185L24 183V185L26 186H23L22 187H18L17 183H15L18 179H16L15 177L14 178H10L8 181L9 182H5L4 179H2V177H0V215L2 216H8V215H15V214H18L20 212H24V214H26V216H31L32 219H33V224L36 226L35 228H40L41 226L48 230V228H55L56 231H62V228L63 226L69 224L68 221H70L71 219H74L75 217H77V219L79 220L80 218L82 219H85V220H102L104 222H107L109 223V230H107L108 232V237H107V240L106 242L100 246L102 247L101 250H100V247L96 245H94V242L92 243L91 241L90 242H86V247H85V257H83L84 259V264H116V261H120L121 264H176V259L178 260L179 259H190L192 258L193 260H195L197 257L196 256H200L204 262L208 263V259L206 257V255L204 253H201L203 252V250H215V248H213L212 246H208L201 238H204L202 237L201 235L198 237V236H195L194 238L198 237L199 239L195 240L199 245H201L200 247L201 248H204L201 250V248H199L195 253V255L193 254H190L188 256H181L182 252L178 249L177 245H176V242L180 239L181 240H184L183 237H184V232L180 229V228H177V226H180V227H183L181 225L185 224V222H182L181 221H177V220H172L171 217L172 215H168L166 214V210H163L165 209L164 208V205L162 206L163 208H159V210H156L155 212L149 214V215H138L140 212V214H142V210L143 209H140L139 206H148V205H151L153 202H156L157 201V197H144L143 200H137L136 197L133 198V196L130 198L132 200L130 205H128V203H126L124 200L122 199H118V197H107L105 196L106 192L102 190L101 188V192H104V195L103 193L101 194V192H97L96 191V200L97 201H94L93 200V203L91 206L92 209H90L92 211V215H87L86 213L84 214L83 213V209L84 208H81V209H74L75 207H73V205L71 204V202H67V200H63V198L61 199V197H66V198H69L70 196V193L73 191L72 188L74 187H71V183L68 179L71 178L69 176V178L67 177V172L65 171V174H66V177L65 178V174H60V175H63L62 177L60 175H58V171L56 169V167L54 168V166H52V162H51ZM133 157V156H132ZM156 157V158H157ZM191 157V156H190ZM225 157V156H224ZM88 158V157H87ZM102 158V157H101ZM115 158V157H114ZM114 158H111L112 160ZM127 158V156H126ZM183 158L185 160H183ZM197 158V157H195ZM250 158V157H249ZM107 159V157H106ZM116 159V158H115ZM119 159V158H118ZM125 159V158H124ZM108 160H110V158H108ZM197 160H199V158H197ZM41 161V160H40ZM200 161V160H199ZM51 162V164H50ZM60 162V161H58ZM118 162V161H117ZM122 162V161H121ZM127 161L125 160V163ZM130 162V161H129ZM202 162V160L200 161V163ZM188 163V164H187ZM192 164H194L193 162H191ZM54 164V163H53ZM118 164V163H117ZM127 164V163H126ZM187 164V167H189L188 165L189 164V161L186 162ZM186 164H184L183 166H185ZM191 164V165H192ZM199 164V163H197ZM213 164V165H212ZM51 165V166H50ZM55 165V164H54ZM59 166V164H57ZM122 165V164H121ZM203 165H207V163H203ZM48 166V167H47ZM57 166V167H58ZM180 166V167H181ZM193 166V165H192ZM197 167H201V165H197ZM60 168V167H59ZM149 168V167H148ZM183 168V167H182ZM62 169V168H61ZM89 169V168H88ZM97 169V168H96ZM189 169V168H188ZM205 169V168H204ZM64 170V169H63ZM39 171V170H38ZM41 171V170H40ZM43 171V170H42ZM61 171V170H60ZM76 171V170H75ZM106 171V170H105ZM98 172V171H97ZM146 172V171H145ZM77 173V172H76ZM172 173V172H171ZM206 173V174H207ZM95 174V173H94ZM72 175V174H70ZM77 175V174H76ZM86 175V174H85ZM108 175V174H107ZM150 175V174H149ZM154 175V174H153ZM210 175V176H209ZM214 175V177H213ZM83 176V174H82ZM88 176V175H87ZM91 176V175H90ZM151 176V175H150ZM64 177V178H63ZM78 177V176H77ZM184 177V176H183ZM193 177V176H191ZM26 178V177H25ZM93 179L95 177H92ZM187 178V177H186ZM93 179L91 181H93ZM96 179V178H95ZM110 179V178H109ZM168 179V178H166ZM190 178H187L186 180L188 181ZM208 179V178H207ZM32 180V181H30ZM77 180V179H76ZM90 180V179H89ZM103 180V179H102ZM101 180V181H102ZM106 180V179H105ZM196 179H194L195 181ZM206 180V179H205ZM7 181V180H6ZM21 181V180H20ZM56 182V186L53 185V182ZM117 181V180H116ZM172 181V180H170ZM25 182V181H24ZM165 182V181H164ZM186 182V181H185ZM203 182V181H202ZM208 182H210L208 180ZM14 183L17 185V186H14ZM104 183V182H103ZM188 183V182H187ZM90 184V183H89ZM119 184V183H118ZM188 184H191L194 186V182L193 180H191V182L189 181ZM202 184V183H201ZM207 184V182H206ZM222 184H225V188L224 186L222 187ZM23 185V183H22ZM92 185V184H91ZM95 185H96V182H95ZM164 185V184H163ZM190 185V186H191ZM203 185V184H202ZM205 185V184H204ZM208 185V184H207ZM221 185V187H219ZM77 186V185H76ZM101 186V184H100ZM158 186V185H157ZM189 186V187H190ZM196 186V185H195ZM194 186V187H195ZM201 186V185H200ZM235 186V187H234ZM25 187V188H24ZM56 187V188H55ZM98 184H97V189H100L98 188ZM108 187V186H107ZM186 187V186H185ZM204 187V186H203ZM90 188V187H89ZM92 188V187H91ZM90 188V189H91ZM93 188H95L93 186ZM157 188V187H156ZM191 188V187H190ZM198 188V187H197ZM207 188V186H206ZM230 188V189H229ZM76 189V188H75ZM96 189V188H95ZM123 189V188H122ZM189 189V188H187ZM193 189V187L191 188V190ZM72 190V191H71ZM119 190V189H118ZM196 190V188L194 189V191ZM226 190V189H225ZM88 191V190H87ZM95 191V190H94ZM99 191V190H98ZM113 191V190H112ZM117 191V190H116ZM206 191V190H205ZM204 191V192H205ZM40 192H43L42 195ZM75 192V191H74ZM115 192V191H114ZM229 192V191H228ZM39 193V196L41 201L39 203H34V201L31 202L28 204H25L23 203L24 205H22L20 203V200L19 199H23L24 197L26 198H34L37 196V194ZM78 193V192H77ZM90 193V192H89ZM94 193V192H93ZM119 193V192H118ZM125 193V192H124ZM128 193V192H126ZM62 194H65L62 196ZM72 194V193H71ZM75 194V193H74ZM113 194V193H112ZM131 194V192H130ZM136 194V193H135ZM159 195L162 194V191H160L158 193ZM207 194V195H208ZM61 195V196H60ZM230 195V194H229ZM69 196V197H68ZM72 196V195H71ZM89 196H91L89 194ZM129 196V195H127ZM135 196V195H134ZM161 196V195H160ZM203 196V195H202ZM21 197V198H20ZM37 197V198H38ZM93 197V196H92ZM126 197V196H125ZM71 198V197H70ZM76 198V197H74ZM121 198V197H120ZM167 198V197H166ZM185 198V197H184ZM251 198V197H250ZM256 198V197H255ZM25 199V198H24ZM72 199V198H71ZM69 199V200H71ZM78 199V198H76ZM88 199V198H87ZM129 199V198H128ZM162 199V198H161ZM197 199V198H196ZM231 199V198H229ZM163 200V199H162ZM162 200L160 201V205L161 204H166L165 202H162ZM194 200V199H193ZM253 200V199H252ZM256 200V199H255ZM25 201V200H24ZM30 201V200H29ZM164 201L165 198H164ZM185 202V200H183ZM200 201V200H199ZM209 201V200H208ZM233 201V200H232ZM250 200H248L247 202H249ZM254 201V200H253ZM79 202V201H78ZM159 202V200H158ZM162 202V203H161ZM182 202V201H181ZM188 202V201H187ZM192 202H194V207H192L191 205V213L190 215L188 214V216H190V220L191 221H195V225H203V227L201 228H197L195 227L196 230H198V232H203V231H206V229H204V227L206 226H209V227H212V229L216 228L218 233H219V238L221 240L220 242V245H221V249H216L215 251V255L217 257H219L223 262H225L227 264L230 263V262H237V260H242L243 258H245L246 262H249V264H263L264 263V237L263 235H261L262 231L264 232V228L263 227H259L257 225H253L251 226L249 229L247 230H244L243 227L242 228H238L240 224L244 223L242 222L243 219L240 220V218L238 217H241V214H233L234 216L231 215V213L229 214V216L227 215V220L223 219V217L220 218V216L217 214V212H215V210H207V209H203L202 206L200 205L199 202L197 201H191V203L189 202V204H193ZM197 202V203H195ZM78 204V203H76ZM196 204V205H195ZM246 204V203H245ZM56 205H60L62 207L61 211L58 212L57 209L55 208ZM85 205V204H84ZM155 204H153L154 206ZM242 205H240L242 208ZM249 205V204H248ZM24 206H27L28 208L26 209H23ZM159 206V205H157ZM227 206V207H226ZM245 206V205H244ZM30 207V208H29ZM83 207V206H81ZM156 208V205L154 206ZM161 207V206H160ZM148 208H152L151 206H149ZM245 207H243L242 209H244ZM253 208H254V205H253ZM252 208V209H253ZM86 209V208H85ZM84 209V211H85ZM88 209V208H87ZM161 209V210H160ZM246 209V208H245ZM23 210V211H22ZM68 210L70 211V213H65V211ZM89 210V209H88ZM231 211V210H229ZM233 211V210H232ZM228 213V212H227ZM239 213V212H238ZM124 214V216L122 215ZM164 214V215H163ZM186 214V213H185ZM185 214L183 213V215L181 214V216H185ZM47 215L51 216V217H48ZM146 215V216H145ZM244 215V214H243ZM246 215V214H245ZM25 216V217H26ZM236 216V217H235ZM238 216V217H237ZM125 217V218H124ZM245 217V216H243ZM241 217V218H243ZM259 217V218H260ZM99 218V219H98ZM184 218V217H183ZM5 225V222L2 221ZM182 223V224H179ZM237 225H236V223ZM127 223V226L126 224ZM176 223V224H175ZM86 224V223H85ZM248 224V223H247ZM107 225V224H106ZM177 225V226H176ZM186 225V224H185ZM190 225V224H189ZM189 225L187 227H189ZM245 225V228H246V224ZM134 227L135 229H133L132 227ZM41 227V228H42ZM241 227V226H240ZM24 228V227H23ZM208 228V227H207ZM14 226L13 224L11 225V228L10 230H3L2 233H3V237L8 240L10 239V241L8 243H4V244H8V245H11L13 247V250H14V254L15 252L17 253L18 256H21L20 255V251L22 252H26V255H28L27 258H32V251L28 248V246L25 245V243L23 244L22 241H19L18 243H14L11 241L12 238H15L16 235H15V232H14ZM184 229V227H183ZM210 229V228H208ZM215 229V230H216ZM53 230V229H52ZM50 230V231H52ZM186 230V229H185ZM214 230V231H215ZM262 230V231H261ZM208 231V230H207ZM205 232L203 233V235L205 234V236H207L206 234L209 232ZM213 231V230H212ZM131 232H135L137 235V239H136V242L133 240V237L131 235ZM197 232V233H198ZM62 233V232H61ZM61 233H58L57 235L60 234L61 236ZM95 233V232H94ZM134 233V234H135ZM196 233V232H195ZM210 233V232H209ZM93 234V233H92ZM91 234V235H92ZM211 234V233H210ZM56 235V234H55ZM90 235V234H89ZM94 235V234H93ZM96 236V235H94ZM98 236V235H97ZM98 238V237H97ZM135 238V236H134ZM186 238V237H185ZM207 238V237H206ZM102 241V240H101ZM195 241L192 240V242H194V245H195ZM191 242V241H190ZM191 242V244H193ZM151 243V245L149 244ZM196 243V244H197ZM208 243V242H207ZM3 244V243H1ZM19 244V245H18ZM216 245V244H215ZM113 247L112 250H114L113 254H115V257L113 258L114 261H112L110 263V259H108L107 255L109 252L108 250V247ZM151 246H153L154 248H152ZM227 246H231L232 248H228V249H225L224 247H227ZM32 247V246H31ZM196 247V246H195ZM194 248V247H193ZM144 249V250H143ZM233 250V253H226V250ZM7 249H5L4 247L0 246V252H3V254H10L8 253V251H6ZM207 250V251H208ZM209 250V251H210ZM211 250V251H212ZM13 253V252H12ZM11 253V254H12ZM2 254V256H3ZM12 254V255H14ZM198 254V255H197ZM211 255V254H210ZM6 256V255H5ZM199 258V257H198ZM242 258V259H240ZM2 259V258H1ZM97 260V261H96ZM109 260V261H108ZM244 260V259H243ZM100 261V262H99ZM192 261V260H191ZM201 261V260H200ZM185 262H188V261H185ZM190 262V261H189ZM244 262V261H243ZM203 263V262H202ZM190 264V263H189ZM204 264V263H203Z\"/></svg>",
	"mask_w": 264,
	"mask_h": 264
}]
</instances>
